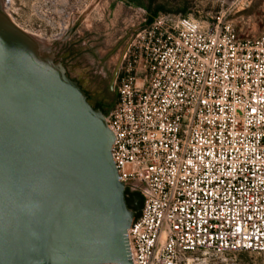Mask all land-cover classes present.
Wrapping results in <instances>:
<instances>
[{"label":"built area","instance_id":"2783aa9c","mask_svg":"<svg viewBox=\"0 0 264 264\" xmlns=\"http://www.w3.org/2000/svg\"><path fill=\"white\" fill-rule=\"evenodd\" d=\"M106 114L132 264H264V31L160 13L137 33ZM116 264V263H112Z\"/></svg>","mask_w":264,"mask_h":264},{"label":"water","instance_id":"95a60500","mask_svg":"<svg viewBox=\"0 0 264 264\" xmlns=\"http://www.w3.org/2000/svg\"><path fill=\"white\" fill-rule=\"evenodd\" d=\"M113 142L81 84L0 12V264H132Z\"/></svg>","mask_w":264,"mask_h":264},{"label":"rangeland","instance_id":"374dc122","mask_svg":"<svg viewBox=\"0 0 264 264\" xmlns=\"http://www.w3.org/2000/svg\"><path fill=\"white\" fill-rule=\"evenodd\" d=\"M0 12L60 62L105 114L118 100L117 85L133 60L136 35L160 13L185 15L205 27L231 24L242 36L264 31V0H0ZM230 264H263L254 251L231 255Z\"/></svg>","mask_w":264,"mask_h":264},{"label":"trees","instance_id":"16d2710c","mask_svg":"<svg viewBox=\"0 0 264 264\" xmlns=\"http://www.w3.org/2000/svg\"><path fill=\"white\" fill-rule=\"evenodd\" d=\"M153 17V16H152ZM151 20V19H150ZM97 108H101L100 106H97ZM133 195H137L141 201V205H135L134 204V201L132 199H129V197H127V204H128V207L131 208V209H137V208H141L142 207V203H143V199H142V196L141 194L139 193H133Z\"/></svg>","mask_w":264,"mask_h":264},{"label":"bare ground","instance_id":"6f19581e","mask_svg":"<svg viewBox=\"0 0 264 264\" xmlns=\"http://www.w3.org/2000/svg\"><path fill=\"white\" fill-rule=\"evenodd\" d=\"M11 20V19H10ZM12 21V20H11ZM13 22V21H12ZM14 23V22H13ZM25 31V30H24ZM26 33H28L27 31H25ZM29 34V33H28ZM33 36V35H32ZM35 40H37L39 43H41L40 45H41V47L42 48H44L46 45H47V42L46 41H44L43 39H41V37H36V36H34L33 37ZM40 48V47H39ZM41 52H43L42 50H41Z\"/></svg>","mask_w":264,"mask_h":264},{"label":"flooded vegetation","instance_id":"af4514ba","mask_svg":"<svg viewBox=\"0 0 264 264\" xmlns=\"http://www.w3.org/2000/svg\"><path fill=\"white\" fill-rule=\"evenodd\" d=\"M128 197L134 201L135 205H141V201L137 195L130 194Z\"/></svg>","mask_w":264,"mask_h":264}]
</instances>
